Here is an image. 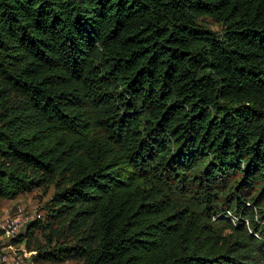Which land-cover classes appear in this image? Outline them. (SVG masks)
<instances>
[{
  "label": "trees",
  "instance_id": "1",
  "mask_svg": "<svg viewBox=\"0 0 264 264\" xmlns=\"http://www.w3.org/2000/svg\"><path fill=\"white\" fill-rule=\"evenodd\" d=\"M65 172L48 259L264 264V0H0V196Z\"/></svg>",
  "mask_w": 264,
  "mask_h": 264
},
{
  "label": "rangeland",
  "instance_id": "2",
  "mask_svg": "<svg viewBox=\"0 0 264 264\" xmlns=\"http://www.w3.org/2000/svg\"><path fill=\"white\" fill-rule=\"evenodd\" d=\"M203 23L216 31L221 25L205 17ZM67 172L56 174L32 190L16 197L0 196V219L11 224V232L0 235V264H83L81 257L48 259L45 252L61 246L93 243L85 225L70 222L67 208L60 211L56 193L65 184ZM65 253V251H63Z\"/></svg>",
  "mask_w": 264,
  "mask_h": 264
},
{
  "label": "built area",
  "instance_id": "3",
  "mask_svg": "<svg viewBox=\"0 0 264 264\" xmlns=\"http://www.w3.org/2000/svg\"><path fill=\"white\" fill-rule=\"evenodd\" d=\"M10 228H11L10 222H6L0 219V235L4 233L9 234L11 232Z\"/></svg>",
  "mask_w": 264,
  "mask_h": 264
}]
</instances>
